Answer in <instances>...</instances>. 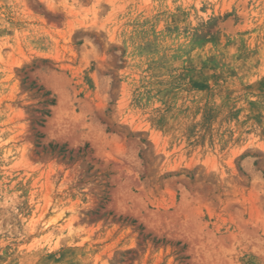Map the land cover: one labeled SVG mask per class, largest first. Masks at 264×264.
<instances>
[{"label": "rangeland", "instance_id": "1", "mask_svg": "<svg viewBox=\"0 0 264 264\" xmlns=\"http://www.w3.org/2000/svg\"><path fill=\"white\" fill-rule=\"evenodd\" d=\"M0 264H264V0H0Z\"/></svg>", "mask_w": 264, "mask_h": 264}]
</instances>
